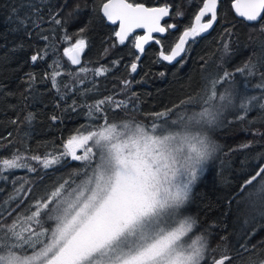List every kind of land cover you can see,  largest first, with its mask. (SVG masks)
I'll return each mask as SVG.
<instances>
[{
  "label": "snow or ice",
  "instance_id": "obj_1",
  "mask_svg": "<svg viewBox=\"0 0 264 264\" xmlns=\"http://www.w3.org/2000/svg\"><path fill=\"white\" fill-rule=\"evenodd\" d=\"M219 4L220 0H203L193 23L184 28L174 46L167 54L160 52L163 60L175 61L187 53L185 46L190 47V40L195 42L198 36L212 29L218 19ZM66 6L67 0H63L51 20L64 32L65 43L71 42L75 35V42L69 43L63 51L72 64L80 65V56L87 47L86 38L80 35L85 28L68 34L64 27L67 21L60 15ZM231 6L239 17L248 22H259L258 30L264 33V0H232ZM87 7V4L82 8L77 3L66 15H79ZM171 9L168 4L146 7L129 0H101L99 5V11L108 21L113 24L119 21V30L114 35L120 44L134 29L148 30L146 36L135 38L134 47L140 53L144 52L143 45L153 39V32L164 33L177 27L176 24L160 23L170 15ZM171 14L181 17L184 12L177 6ZM225 32L229 37L232 35L231 29H225ZM28 35L30 37L31 33ZM39 38L49 40L47 35ZM252 39L250 36L249 40ZM260 46L264 49V42ZM47 54V47L37 49L30 60L35 64L44 60ZM231 55L230 43L225 42L222 63ZM135 59H140L139 54ZM258 63L250 57L234 71L221 68L205 76L200 93L187 96L171 108L148 114L154 118L149 124L134 118L109 120L105 106L113 111L127 109L128 102L106 96L87 105L88 117L100 122L83 130L76 129L65 141L63 151L25 157L17 149L11 157L0 158V178L4 179L3 171L17 168L37 171L28 160L36 161L45 170L69 158L83 162L81 168L74 169L67 179L37 199L30 214L13 217L15 209H12L7 211L6 218L0 212V264H231L233 257L227 253V248L212 247L209 234L198 231V221L187 215L185 209L205 165L220 148L209 132L232 123L223 119L224 113L238 107L244 115H238L236 119L243 120L253 107L264 109V95L245 96L238 105L235 103L236 73L259 74L264 80V72H259ZM113 64H119V61H113ZM130 70L136 72L135 62L130 65ZM88 71L84 66L79 69V73ZM107 71L109 69L104 66L94 70L96 75ZM60 75L59 71L51 74L54 87L57 86L55 77ZM27 76L30 82L36 79L32 73ZM123 83L126 90L131 81ZM219 85H226L222 92L217 90ZM64 87L69 88L68 85ZM256 87L264 89V83ZM57 91H60L58 87ZM134 97L135 93L129 100ZM190 105H200V109H190ZM69 107L75 111V101ZM32 118L31 113L25 117L27 121ZM256 134L264 135L258 130ZM251 146V141L238 145L239 148ZM259 157L260 162L253 172L242 180L238 191L227 201L230 207L236 205L238 215L246 212L252 220L257 216L264 218V153ZM25 183L27 181L14 190L15 195L10 199L31 192L30 187L25 188ZM248 222L246 218L244 223ZM254 235V229L245 232L244 239L236 244L237 250L255 249V244L244 243ZM226 239L221 237L222 241ZM260 243L264 246V241ZM217 251H222L219 258L213 255ZM260 264H264V260Z\"/></svg>",
  "mask_w": 264,
  "mask_h": 264
},
{
  "label": "trees",
  "instance_id": "obj_2",
  "mask_svg": "<svg viewBox=\"0 0 264 264\" xmlns=\"http://www.w3.org/2000/svg\"><path fill=\"white\" fill-rule=\"evenodd\" d=\"M129 1L146 6H163L170 1L168 5L172 6L171 12L179 6L184 15L177 17L170 14L168 21V24H176L179 29L170 31L165 39L173 43L177 41L180 28L187 27L203 2ZM62 3L63 0H0V158L11 157L17 149L25 157L63 151L65 141L76 129L83 130L100 122L88 117L87 105L106 96L128 102L127 109L113 111L105 106L109 120L134 118L149 124L154 118L148 114L171 108L187 96L200 93L205 83L204 77L221 68L234 71L252 57L259 62V72H264V49L260 46L264 42V33L258 30L259 22L247 23L235 16L232 0H224V15L209 35L192 42L182 60L174 65L159 58V48L154 44L148 46L144 56H140L139 50L134 47V38L125 45L120 44L114 35L116 30L106 23L99 11L101 0H67V6L60 13L67 21L64 27L69 35L85 28L80 35L87 40L81 66L90 71L79 73L81 66L74 67L63 51L69 43L75 42V35L71 42L65 43L64 32L51 20ZM77 3L82 8L85 4L88 7L79 15L67 16L66 13ZM225 29H231L230 37ZM28 33H31L30 37ZM45 35L49 37L48 41L39 38ZM250 36L252 40H249ZM225 42L230 43L232 55L222 63L221 52ZM45 47L48 48L45 59L32 63L30 57L35 50ZM164 48L167 50L166 45ZM138 54L140 59L136 60ZM113 61H119V64H113ZM133 62L137 64L136 72L130 70ZM101 66L109 71L96 75L94 70ZM55 71L61 73L55 77L56 87L50 78ZM29 73L35 75V81L28 80ZM81 80L83 83H80ZM125 80L131 81L126 90ZM260 83H264V80L259 74L248 76L236 73L235 97L238 98H235V103L238 105L245 96L264 95V89L256 87ZM224 87L226 85H219L218 92H222ZM133 93L136 97L129 100ZM73 101L76 104L75 111L69 107ZM188 107L197 111L200 109V105ZM29 113L33 117L31 121L25 119ZM238 115H244L238 107L226 111L223 119L232 123L209 132L220 148L206 164L185 212L198 221V231L209 234L212 247L219 245L221 250L227 248V253L233 257L231 264H260L264 260V246L260 243L264 241V218L257 216L252 220L243 211L238 215L236 205L230 207L227 201L260 162L259 154L264 153V135L256 134L257 130L264 133V109L253 107L243 120H237ZM52 116L58 119L52 120ZM14 120L16 123H13ZM249 141L252 142L251 147H238ZM27 162L37 171L17 168L3 171L2 175L6 179L0 178V212L6 218L7 211L12 209H15L13 217L17 214L28 215L33 210L32 207L27 210L30 202L46 196L56 183L67 179L74 169L81 168L83 164L69 158L45 170L36 161ZM25 181V188L30 187L31 192L20 193L17 199H10L15 195L14 190ZM246 218L249 219L247 224L244 223ZM250 229L255 230V235L250 240H244V243L255 244L256 248L239 252L236 244L244 239L245 232ZM221 237H226V241H222ZM221 254L222 251L213 253L217 258Z\"/></svg>",
  "mask_w": 264,
  "mask_h": 264
},
{
  "label": "flooded vegetation",
  "instance_id": "obj_3",
  "mask_svg": "<svg viewBox=\"0 0 264 264\" xmlns=\"http://www.w3.org/2000/svg\"><path fill=\"white\" fill-rule=\"evenodd\" d=\"M130 2V1H129ZM223 2H224V0H220V4L218 5V8H217V14H218V19H217V22L213 25V28L212 29H210V30H208V32H206V33H202L200 36H198L197 38H196V40H195V42L196 41H198V40H200V39H202V38H204L205 36H207V35H209V33L215 28V26L217 25V23H218V21L222 18V16L224 15V4H223ZM168 4H171V2L169 1V3ZM145 5V4H144ZM146 6V5H145ZM201 6H202V4H201ZM200 6V7H201ZM146 7H160V6H146ZM199 7V8H200ZM199 8L196 10V12H195V14L198 12V10H199ZM172 10V9H171ZM232 10H233V8H232ZM170 14H171V12H170ZM194 14V15H195ZM101 15H102V13H101ZM103 16V15H102ZM170 16L171 15H169V17L163 22V25H165V24H168V21H169V19H170ZM194 17V16H193ZM104 18V17H103ZM105 19V18H104ZM205 19H207V17H205ZM105 21H106V23L108 24V22H107V20L105 19ZM191 23H193V18H192V20H191V22L189 23L188 22V24H187V26H189ZM109 25V24H108ZM111 26V25H110ZM112 28H114L116 31H118V29H119V25H116V26H111ZM179 28H178V26L176 27V28H174V29H169L167 32H166V34L163 36V37H161V36H157V35H154V39H155V41L154 42H152V43H149L145 48H144V52L143 53H140L141 55L140 56H144V53H145V51H146V49L148 48V46H150V45H152V44H154V45H156L158 48H159V58H161L162 60H163V58L160 56V52L161 51H164V53L165 54H167L168 53V51H169V49H170V47H172V46H174V44L175 43H173V41H168V40H165V39H167V36H168V34H169V32L170 31H177ZM184 29H182V28H180V30H179V32H178V37L181 35V33H182V31H183ZM143 32H139V33H136V34H134L130 39H132V38H136V37H140V36H143ZM129 39V40H130ZM157 40H159V43H157L156 41ZM135 43H136V40H135ZM189 44L191 45L192 44V41L190 40L189 41ZM164 45H166L167 46V50H165V48H164ZM170 46V47H169ZM169 47V48H168ZM186 48L188 49V45H186ZM139 50V49H138ZM185 55V54H184ZM163 61H165V60H163ZM166 62V61H165ZM167 63V62H166ZM168 64V63H167ZM170 65V64H169Z\"/></svg>",
  "mask_w": 264,
  "mask_h": 264
},
{
  "label": "water",
  "instance_id": "obj_4",
  "mask_svg": "<svg viewBox=\"0 0 264 264\" xmlns=\"http://www.w3.org/2000/svg\"><path fill=\"white\" fill-rule=\"evenodd\" d=\"M233 12H234V10H233ZM234 14H235V16H236L237 18L242 19V20H244V21L247 22V23H255V22H248V21H246L244 18L239 17L238 14H236L235 12H234ZM103 17H104V16H103ZM168 17H169V16L164 17V18L160 21L161 25H163V22H164ZM104 18H105V17H104ZM105 19H106V18H105ZM106 20H107V19H106ZM107 22H108V24L111 25V26L119 25V21H117L115 24L111 23V22L108 21V20H107ZM118 30H119V29H118ZM139 32H143V33H144L143 36H146V35L148 34V30H147L146 28H136V29H134V30L128 35V38L125 40V42L123 43V45H125V44L129 41V39H130L134 34L139 33ZM166 32H167V31H166ZM166 32H164V33L153 32L151 35H152V37H154V35H157V36H161V37H163V36L166 34ZM116 38H117V41L119 42V38H118V37H116ZM154 41H155L154 38L151 39V40H149L147 43H145V44L143 45V47L145 48L149 43H152V42H154ZM185 47H186V46H185ZM84 55H85V49H84V51L82 52V54H81V56H80V59H81V64H80V65L72 64L71 61H70V59L68 58V56H66V57H67L68 61H69L74 67H80V66L82 65L83 61H84ZM183 57H184V54H182L181 57H177V59H176L175 61H172V62L166 61V62H167L168 64H170V65H174V64L180 62V61L182 60Z\"/></svg>",
  "mask_w": 264,
  "mask_h": 264
},
{
  "label": "rangeland",
  "instance_id": "obj_5",
  "mask_svg": "<svg viewBox=\"0 0 264 264\" xmlns=\"http://www.w3.org/2000/svg\"><path fill=\"white\" fill-rule=\"evenodd\" d=\"M235 98H238V97H235ZM79 162H80V161H79ZM205 168H206V165H205ZM56 184H58V183H56ZM56 184H55L50 190H52V189L56 186ZM34 202H35V201H34ZM34 202L32 201V202L29 203L28 208H27L28 211L30 210V208L32 207V205H33ZM30 212H31V211H29V214H30ZM21 214H22V213H21Z\"/></svg>",
  "mask_w": 264,
  "mask_h": 264
}]
</instances>
